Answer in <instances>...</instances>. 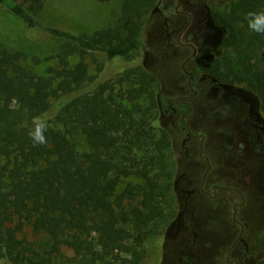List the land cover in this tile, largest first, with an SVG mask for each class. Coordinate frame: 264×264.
<instances>
[{"label": "trees", "instance_id": "obj_1", "mask_svg": "<svg viewBox=\"0 0 264 264\" xmlns=\"http://www.w3.org/2000/svg\"><path fill=\"white\" fill-rule=\"evenodd\" d=\"M97 1L118 12L89 37L41 23L47 0H0L61 43L44 60L56 65L39 73V58L0 41V264H141L174 219L172 139L158 120L156 79L137 64L105 77L96 59L128 63L157 0ZM249 12H264V0H242L223 16L212 69L264 108V35L249 31ZM39 115L50 121L47 144L33 146L27 133Z\"/></svg>", "mask_w": 264, "mask_h": 264}, {"label": "flooded vegetation", "instance_id": "obj_2", "mask_svg": "<svg viewBox=\"0 0 264 264\" xmlns=\"http://www.w3.org/2000/svg\"><path fill=\"white\" fill-rule=\"evenodd\" d=\"M241 1L157 0L142 35L143 42L149 31L153 45L146 59L126 63L156 79L158 120L172 139L176 212L160 240L166 246L171 236L173 264L264 258L256 219L264 195L262 100L212 69L226 36L223 16Z\"/></svg>", "mask_w": 264, "mask_h": 264}, {"label": "rangeland", "instance_id": "obj_3", "mask_svg": "<svg viewBox=\"0 0 264 264\" xmlns=\"http://www.w3.org/2000/svg\"><path fill=\"white\" fill-rule=\"evenodd\" d=\"M118 12L117 3H100L97 0H47L43 11L39 15L41 23L58 28L74 35L92 36L97 30L109 26ZM147 31L143 39V47L134 52L131 60L146 59L149 48L153 45V37ZM0 41L8 48L22 51L29 58L37 57L42 62L36 67L42 73L47 66H55V60H44L58 53L61 43L45 35L40 29H29L19 19L0 7ZM98 63L103 65V76L111 77L126 65V60L115 62L106 61L104 56H96ZM74 62V61H73ZM86 62L93 71L96 65L91 57ZM31 64V61H27ZM256 219L261 222L264 230V195L259 203ZM167 244L162 240L148 245L146 255L141 264H173V257L168 250L172 238L167 235ZM70 254V253H69Z\"/></svg>", "mask_w": 264, "mask_h": 264}, {"label": "clouds", "instance_id": "obj_4", "mask_svg": "<svg viewBox=\"0 0 264 264\" xmlns=\"http://www.w3.org/2000/svg\"><path fill=\"white\" fill-rule=\"evenodd\" d=\"M249 31L258 35H264V12H249L245 16ZM50 121L43 115L32 117L28 128V137L33 146L47 144L46 133L49 130Z\"/></svg>", "mask_w": 264, "mask_h": 264}]
</instances>
